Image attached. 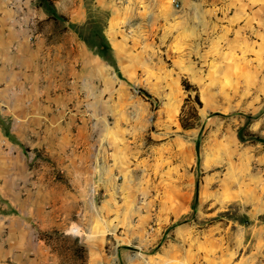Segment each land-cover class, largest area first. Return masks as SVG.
Returning <instances> with one entry per match:
<instances>
[{
    "label": "rangeland",
    "instance_id": "rangeland-1",
    "mask_svg": "<svg viewBox=\"0 0 264 264\" xmlns=\"http://www.w3.org/2000/svg\"><path fill=\"white\" fill-rule=\"evenodd\" d=\"M127 1L135 20L126 26L149 31L153 69L133 71L117 105L131 113L146 105L151 114L141 138L125 134L131 145L143 144L141 169L147 172L116 175L113 215L79 217L78 224L118 228L116 240L104 238L101 264H158L163 245L169 264H264V144L255 140L264 139V53L262 59L256 54L259 44L248 38L252 27H242L239 14L255 0ZM183 52L193 71L184 69ZM179 76L185 77L179 82ZM182 80L196 87L201 106ZM121 123L122 135L127 127L139 128ZM138 151L125 159L136 162ZM36 159L29 162L34 168L44 160ZM75 228L47 235L56 264L87 261L83 234ZM117 242L124 254L115 253Z\"/></svg>",
    "mask_w": 264,
    "mask_h": 264
},
{
    "label": "crops",
    "instance_id": "crops-1",
    "mask_svg": "<svg viewBox=\"0 0 264 264\" xmlns=\"http://www.w3.org/2000/svg\"><path fill=\"white\" fill-rule=\"evenodd\" d=\"M258 2L239 14L242 27H252L248 38L259 44L254 48L262 59L264 4ZM133 13L127 0H0V264H56L47 236L54 231L67 235L77 227L88 250L84 264H101L104 238L116 240L117 227L78 223L87 215H113L116 175L147 172L143 144L131 145L125 134L141 138L151 114L146 105L137 113L117 105L133 71L153 69L149 31L126 26ZM29 18L37 23L32 33L20 26ZM180 55L181 66L193 71L188 54ZM122 121L139 128L122 135ZM136 151V162L125 159ZM26 153L44 160L34 168ZM120 244L112 243L116 254H124ZM168 250L159 248L158 264H169Z\"/></svg>",
    "mask_w": 264,
    "mask_h": 264
},
{
    "label": "built area",
    "instance_id": "built-area-1",
    "mask_svg": "<svg viewBox=\"0 0 264 264\" xmlns=\"http://www.w3.org/2000/svg\"><path fill=\"white\" fill-rule=\"evenodd\" d=\"M175 7L177 8L178 5L175 4ZM36 25H37V23H36V21H35L34 18H29V19L27 20L26 23H20V26H21L22 28L27 27V28L30 30L29 33H32V32L34 31ZM4 148H5V147H4V143H3L2 141H0V152H1ZM28 159H29V161H30L31 163H33V162H37V159H36V156H35V155H30V154H28Z\"/></svg>",
    "mask_w": 264,
    "mask_h": 264
},
{
    "label": "trees",
    "instance_id": "trees-1",
    "mask_svg": "<svg viewBox=\"0 0 264 264\" xmlns=\"http://www.w3.org/2000/svg\"><path fill=\"white\" fill-rule=\"evenodd\" d=\"M182 85H183L184 89L192 90L193 92H195L194 101L198 104V106H201V102L199 100L198 93L196 92V87H194L193 85L188 83V81H186V80H182ZM179 122L183 128H190L189 126H187V124L184 123V119L182 117H180ZM255 140L264 144V139H255Z\"/></svg>",
    "mask_w": 264,
    "mask_h": 264
}]
</instances>
